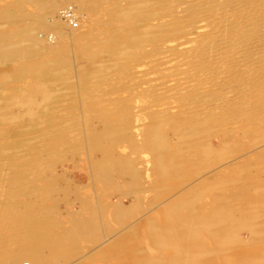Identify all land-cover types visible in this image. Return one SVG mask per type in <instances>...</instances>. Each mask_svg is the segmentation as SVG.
<instances>
[{
    "label": "rangeland",
    "instance_id": "obj_1",
    "mask_svg": "<svg viewBox=\"0 0 264 264\" xmlns=\"http://www.w3.org/2000/svg\"><path fill=\"white\" fill-rule=\"evenodd\" d=\"M82 1L88 9L67 22L62 12ZM111 1L113 8L106 0H0V257L16 248L25 256L40 250L47 264H264V68L237 72L239 82L257 79L248 82L257 94L239 90L243 97L233 98L228 94L243 86L232 73L203 75V62L176 63L180 48L195 50L196 39L184 40L186 28L163 17L155 1L148 5L155 10L146 7L150 18L145 8L126 20L109 12ZM161 1L165 10L177 0ZM186 5L179 6L189 18L185 12L194 11ZM79 32H100L97 46L107 53L81 56L73 37ZM161 44L166 52L155 51ZM230 77L233 90H198ZM219 93L226 95L214 104ZM199 102L206 107L200 116L183 108ZM189 218L212 226L190 233Z\"/></svg>",
    "mask_w": 264,
    "mask_h": 264
},
{
    "label": "bare ground",
    "instance_id": "obj_2",
    "mask_svg": "<svg viewBox=\"0 0 264 264\" xmlns=\"http://www.w3.org/2000/svg\"><path fill=\"white\" fill-rule=\"evenodd\" d=\"M80 1V0H79ZM107 2H108V4H110L109 5V7H112L113 8V5H112V1H111V3H110V0H106ZM117 1H119V0H115V4H114V11L112 10L111 11V9H110V13H112L113 15H115V16H117V17H120V19H123L124 18V20H126L127 18H131L132 16V14L133 13H137V12H141L142 14L143 13H145V8L146 7H149L148 5L152 2V1H155V4H153V5H158L159 7H158V9H160V6L164 9V4L165 3H163L164 1H161V0H127L128 2H127V4L126 5H122V6H118V4H117ZM170 0H168V2H169ZM176 1V0H175ZM175 1H174V3H175ZM165 2H166V0H165ZM182 2H184V1H182ZM187 2V3H186ZM157 3V4H156ZM167 3V2H166ZM178 3H179V1L177 0L176 1V3L175 4H173V1H172V3L170 4V6L169 5H167V6H169V7H166V5H165V7L167 8V9H165V10H163L162 8V12H159V13H161L162 15H163V17H168L169 19H172V20H174L175 22H176V20L180 23V27H185L186 28V31H183L184 33H181V34H184L183 35V37H184V40H191V36H193L196 40L194 41L195 43H197L196 44V48L195 47H193L195 50H193L192 48H189L188 46H184L183 44H181V45H183V47H181L180 48V53L178 54V53H176V54H178L177 55V58L176 59H174L173 58V56H175V53H174V55H172L171 57H172V60L171 61H173V59L174 60H176V63L177 62H180L181 60H186V61H190V62H192V61H195V60H197V62L199 63V62H203V70L204 71H206V74H204L203 73V75H208V74H216V73H218L217 74V76L219 77L220 75L219 74H221V75H223V77H225L224 75H229V74H233V76L237 73V72H240V73H246L247 74V76L249 75V74H259L261 71H262V69L264 68V66H263V63H261L262 61H264V50H261L259 47H261V46H263L264 47V0H185V6H187V7H189L188 5H186V4H188L189 3V5H191V7H193V11H194V15L193 14H191V12H190V14H188V12L186 13L185 12V14H187L188 16L189 15H191V16H189V18L190 17H192V18H185V16H182V12H184V9L183 8H186L187 9V7H185L184 5H182V4H184V3H179V5H181V6H183V8L181 7V6H179L178 5ZM93 4H94V2H93ZM178 5L177 7L175 6V5ZM69 5V4H68ZM88 5L90 6V3H87L86 1H82V2H80L79 3V5L77 6V9H76V7H75V9L72 11L73 12V18L77 15V13H78V11H83L84 9L86 10V9H88ZM152 6V5H151ZM172 9H171V8ZM182 10L181 11V14H179L178 13V15H177V10L179 9V8ZM53 8H57V4L55 3H53ZM150 9H151V7H149ZM148 8V9H149ZM65 9H67V8H65ZM147 8H146V13L149 15V13H150V11L152 10H155L156 9V7L154 8V9H151V10H149V13L147 12V10H148ZM160 9V10H161ZM190 10H192V8H189ZM188 10V9H187ZM42 11V10H41ZM61 11V10H60ZM71 11V10H70ZM144 11V12H143ZM61 13V12H60ZM63 13V12H62ZM141 13H139V14H141ZM158 13V12H157ZM75 14V15H74ZM152 14V13H151ZM161 14H158V16L159 15H161ZM154 15H156V12L154 11ZM154 15H153V17H154ZM161 15V16H162ZM181 15V16H180ZM102 16V15H101ZM129 16H131V17H129ZM134 16V15H133ZM152 16V15H151ZM150 15L149 16H147L145 19H147L148 17L150 18L151 17ZM160 17V16H159ZM113 18H115V17H113ZM155 18V17H154ZM168 18H166L167 20H168ZM64 19V18H63ZM118 19V18H117ZM157 19V18H156ZM153 20V21H158V19L157 20ZM160 19H161V17H160ZM164 19V18H163ZM67 21V20H66ZM65 21V22H66ZM100 21V20H99ZM147 21V20H146ZM149 21V20H148ZM162 21H164V20H162ZM68 22V21H67ZM127 22V21H126ZM152 22V21H151ZM161 21H159L158 23H160ZM165 22H167L166 20H165ZM172 22V21H171ZM178 22H176V23H173V24H177ZM104 23H106V22H104ZM147 23V22H146ZM153 23V22H152ZM163 23V22H162ZM178 23V24H179ZM68 24V23H67ZM133 24V23H132ZM156 24H157V22H156ZM163 24H165V23H163ZM168 24H169V22H168ZM150 25V24H149ZM167 25V24H166ZM166 25H164V26H166ZM172 25V24H171ZM170 24L169 25H167L166 27H168V26H170V29L172 28V30L174 29L173 27H174V25H172L171 26ZM189 25H191V28H189L190 26ZM193 25V26H192ZM105 26V25H104ZM146 26V25H145ZM164 26H162V28L164 27ZM179 26H177V27H175V29L176 28H178ZM70 28H72V27H76V25H72V26H69ZM130 27V26H129ZM143 27V26H142ZM142 27L140 28V30L142 29ZM149 27V26H148ZM147 27V28H148ZM151 28L152 27H154V25H152V26H150ZM150 27H149V29H150ZM165 27V28H166ZM68 28V27H67ZM146 27L144 28V29H147ZM161 28V27H160ZM187 28H189V29H187ZM99 29V28H98ZM149 29H147V30H149ZM169 28H167V30H170ZM174 29V30H175ZM182 29V28H181ZM181 29H179V33L181 32ZM184 29V28H183ZM119 31V30H118ZM129 31V30H128ZM143 30H141V32H142ZM153 31V30H152ZM159 31V30H158ZM162 31V30H161ZM164 31H165V29H164ZM163 31V32H164ZM176 32H178L177 30H175ZM174 31V32H175ZM93 32H95V31H93ZM100 32H102V31H100ZM91 33L90 34V36L88 37V38H86L85 37V35L83 34V33H81V32H79L80 34H75L73 37H74V39H75V41L78 43V49H79V52L81 53V56H85V57H88L89 59H91V58H93V57H95V56H98L99 55V57L100 56H102L104 53H107L106 51H105V49H104V45H102V47H99V46H97L98 44L100 45V43H103L104 42V40H101V38L102 37H99L100 36V34L101 33ZM150 32V31H149ZM155 32V31H154ZM170 32V31H169ZM169 32H168V34L167 35H170L169 34ZM171 32H173V31H171ZM170 32V33H171ZM174 32H173V34L171 35V37H173L174 38ZM61 34H64L65 36H67V34L69 33H67V32H65L64 30H62V32H60ZM113 33H115V32H113ZM131 33V32H130ZM157 32H155V34H156ZM162 33V32H161ZM166 33V32H165ZM103 34V33H102ZM144 34H146V33H144L143 32V36H145ZM177 34V33H176ZM180 34V35H181ZM106 35H108L107 33H106ZM151 35H152V33H151ZM154 35V34H153ZM163 35V34H162ZM179 35V34H178ZM178 35H176V38H177V36ZM141 36V35H140ZM148 36H150V35H148ZM166 36V35H165ZM182 36V35H181ZM181 36H178V37H181ZM187 36V37H186ZM189 36V37H188ZM69 37V36H68ZM108 37H111V34H110V36L108 35ZM106 38L105 37V35H104V38L106 39L105 41H107L108 42V40H109V38ZM151 37V36H150ZM156 37V36H155ZM154 37V38H155ZM186 37V38H185ZM119 38V37H118ZM121 38H123V37H121ZM133 38V37H132ZM152 38H153V36H152ZM151 38V39H152ZM153 38V39H154ZM108 39V40H107ZM124 39H126L125 37H124ZM135 39H136V37H135ZM135 39H133V41L135 42ZM150 39V38H149ZM148 39V40H149ZM156 39V38H155ZM154 39V40H155ZM171 38H169L168 40H170ZM193 39V38H192ZM88 40V42H86ZM113 40H114V38H113ZM127 40V39H126ZM144 40V39H143ZM163 40V39H162ZM166 40V39H165ZM165 40H163L164 42H165ZM173 40H175V39H173ZM180 39H178V41H179ZM194 40V39H193ZM110 41H111V39H110ZM118 41V40H117ZM121 42H124L123 40H120ZM132 41V40H131ZM158 41H160V39L158 40ZM182 41H183V39H182ZM189 41H187L188 43H189ZM192 41V40H191ZM190 41V43H192ZM46 42V41H45ZM113 42V41H112ZM111 42V43H112ZM152 42H153V40H152ZM152 42H151V44H152ZM183 42H186V41H183ZM186 42V43H187ZM90 44V47H88V45ZM116 43V42H115ZM147 43V42H146ZM156 43H157V41H156ZM162 43V42H161ZM172 43V42H171ZM177 43V42H176ZM108 44V43H107ZM118 44V43H117ZM116 44V45H117ZM140 44V43H139ZM160 44V43H159ZM165 44V43H164ZM168 44V43H167ZM173 44V43H172ZM175 44V43H174ZM173 44V45H174ZM178 44H179V42H178ZM121 45V44H120ZM146 45V44H145ZM144 45V46H145ZM163 44H161V45H159V47L158 48H156V45H154L155 46V51H158V50H160V47L162 46ZM171 45V44H170ZM177 45V44H176ZM176 45H174V46H176ZM180 45V44H179ZM186 45V44H185ZM11 46V45H10ZM13 46V45H12ZM18 46V45H17ZM101 46V45H100ZM106 46V45H105ZM144 46H141L142 47V49H146V48H148V47H145V48H143ZM147 46V45H146ZM158 46V45H157ZM164 46H166V45H164ZM168 46V45H167ZM172 46V45H171ZM171 46H170V48H171ZM8 47V46H7ZM121 47V46H120ZM163 47V46H162ZM192 47V46H191ZM107 48V47H106ZM112 48V47H111ZM129 48V47H128ZM151 48V47H150ZM165 48V47H164ZM169 48V46L167 47V51L170 49ZM179 48V47H178ZM126 49L127 48H125V49H122V51H121V53H123V51L125 50L126 51ZM151 49H153V48H151ZM158 49V50H157ZM173 49V48H172ZM108 50V49H107ZM109 50H110V48H109ZM109 50H108V53H109ZM163 50V51H162ZM162 50H160L162 53L163 52H166V51H164V49H162ZM176 50H177V48H176ZM191 50H193L192 52H191ZM117 51H119V50H117ZM140 51V50H139ZM149 52H151L150 50H148ZM153 51V53H154V50H152ZM143 52V51H142ZM160 52V53H161ZM177 52H179V51H177ZM156 53V52H155ZM168 53H170V51H168ZM83 54H85V55H83ZM150 54V53H149ZM158 54H159V52H158ZM169 55V54H167V53H164L163 55ZM171 54H173V53H171ZM13 55V54H12ZM87 55V56H86ZM122 55V54H121ZM120 55V56H121ZM166 55L165 56H163V57H166ZM128 56V55H127ZM158 56V55H157ZM156 56V57H157ZM162 56V55H161ZM103 57V56H102ZM170 56L168 57V58H171ZM120 58V57H119ZM158 58H160V57H158ZM178 58L180 59V61H178ZM101 58H99L98 60H100ZM155 59V58H154ZM153 59V57H152V60H154ZM110 60V59H109ZM162 59H160L159 61H161ZM167 60V59H166ZM165 60V61H166ZM164 61V59L161 61V62H163ZM170 61V62H171ZM1 62V61H0ZM98 62V61H97ZM103 62H106V60H104ZM102 61L100 62V63H103ZM156 63H154V64H157L158 63V60L157 61H155ZM189 62V63H190ZM7 63V62H6ZM93 63H94V61H93ZM117 63V62H116ZM119 63V62H118ZM160 63V62H159ZM164 63V62H163ZM167 63H169V62H167ZM186 63V62H185ZM184 63V64H185ZM142 64V63H141ZM144 64V63H143ZM154 64H152V65H154ZM172 64H174V63H172ZM171 64V65H172ZM194 64V63H193ZM94 65V64H93ZM111 65H114V64H111ZM150 65V67H151V64H146V67L147 66H149ZM163 65V64H162ZM164 65H165V63H164ZM170 65V64H169ZM171 65H170V67H171ZM180 65H183V64H181L180 63ZM180 65H178L179 66V68H180ZM196 65H198V64H196ZM196 65H194V66H196ZM199 65H202V64H199ZM96 66V65H95ZM107 66V65H106ZM157 66H159V65H157ZM160 66H161V64H160ZM174 66H176V65H174ZM185 66H187V65H185ZM86 67V66H85ZM90 66H87V69L89 68ZM97 67H98V65H97ZM143 67H145L144 65H143ZM169 67V66H168ZM169 67V68H170ZM173 67V66H172ZM200 67V66H199ZM263 67V68H262ZM120 68V67H119ZM149 68V67H148ZM167 68V67H166ZM165 68V69H166ZM176 68V67H175ZM183 68H184V66H183ZM262 68V69H261ZM98 69V68H97ZM124 69V68H123ZM177 69V68H176ZM104 70H105V68H104ZM147 70H149V69H147ZM174 70V69H173ZM179 70H181V69H179ZM200 70H202L201 68H200ZM84 71V70H83ZM168 71V70H167ZM169 71H172V70H169ZM174 71H176V70H174ZM174 71H172V72H174ZM178 71V70H177ZM184 71V70H183ZM171 72V73H172ZM200 71H198L197 73H199ZM54 74H55V72H53ZM93 73H94V71H93ZM202 72H200V74H201ZM263 73H264V71H262V74L260 75V77H263L264 78V75H263ZM96 74V73H95ZM175 74V73H174ZM180 75H182V74H180ZM242 75V74H241ZM254 75H252V76H254ZM169 76V75H168ZM173 76H175V75H173ZM179 76V75H178ZM200 76V75H199ZM211 76V75H210ZM215 76V75H214ZM229 76H231V75H229ZM236 76V75H235ZM234 76V83L236 82V79H237V81L239 82V80H238V76H240L239 74H238V76H236L235 77ZM247 76H246V78H247ZM251 76V77H252ZM202 77V76H201ZM217 77V78H218ZM228 77V76H227ZM243 77H245V76H243ZM250 77V78H251ZM258 77V76H257ZM172 79L174 78V77H171ZM170 78V79H171ZM181 78V77H180ZM180 78H178V79H180ZM182 78H184V77H182ZM203 78V77H202ZM201 78V79H202ZM209 78V77H208ZM231 78V77H230ZM242 78V77H241ZM240 77H239V79H240V81H242V79H245V81H242V82H239V85H242L243 87H239L238 88V91H237V89L236 90H234V91H236V92H234L232 95L231 94H228V95H230V96H232L233 98H236V97H239V96H241V98L243 97V95L245 94H248V93H252L251 95H255L256 96V94H257V91L256 90H254L253 89V87L251 86V85H249V83L250 84H254V83H257V82H255L257 79H256V76L254 77L256 80H254L253 82L251 81V80H249V78H248V80H246V78H242L241 79ZM253 78V77H252ZM251 78V79H252ZM262 78V79H263ZM177 79V80H178ZM199 79H200V77H199ZM200 79V80H201ZM214 79H216V77L214 78ZM222 80H223V78H221ZM225 79V78H224ZM262 79L261 80H259V78H258V83L259 82H261L262 81ZM176 80V79H175ZM200 80H199V82H200ZM212 80H213V78L211 79V81H209V83L210 82H212ZM220 80V79H219ZM230 80V79H229ZM228 80V78H227V81H229ZM181 81V80H180ZM188 81V80H187ZM205 80L203 79V82H204ZM214 81V80H213ZM226 80L225 81H220L219 83H221V84H219V83H212V85H208L206 82L205 83H201L200 85L202 86H204V85H206L207 87H214L215 88V86L216 87H218L217 89H219V91H220V89H221V91L223 90V87H227V86H230V85H232V87H233V84H232V78H231V80L229 81V82H227ZM249 81H251V82H249ZM264 81V80H263ZM111 82V81H110ZM168 82H173L172 80L171 81H168ZM175 83H176V81H174ZM183 82V81H182ZM184 82H186V81H184ZM237 82V83H238ZM249 82V83H248ZM167 83V82H166ZM179 83V82H178ZM235 84V88H237V86L236 85H238V84ZM264 83V82H263ZM172 84V83H171ZM174 84V83H173ZM95 85V84H94ZM162 85V84H161ZM238 85V86H239ZM143 86V85H142ZM200 87V88H198V90H200L201 92L202 91H204L205 90V86L204 87ZM263 86V85H262ZM97 87V86H96ZM232 87H227V88H225V90L226 89H229V91L230 90H233L232 89ZM155 88V87H154ZM234 88V89H235ZM262 88V87H261ZM38 89V88H37ZM176 89V88H175ZM186 89V88H185ZM197 89V88H196ZM209 89V88H208ZM194 90V89H193ZM239 90H242V92H243V95H241V94H239L241 91H239ZM134 91V90H133ZM182 91V90H181ZM218 91V92H219ZM228 91V92H229ZM196 92V91H195ZM224 92V91H223ZM259 92L261 93V91L259 90ZM258 92V95L260 96V93ZM264 92V91H263ZM37 93V92H36ZM186 93V92H185ZM212 93V92H211ZM214 93H215V91H214ZM221 93V92H220ZM219 93V94H220ZM32 94V93H31ZM205 95H207V93H204ZM238 94H239V96H238ZM262 94V93H261ZM264 94V93H263ZM34 95V94H33ZM43 95V94H42ZM41 95V96H42ZM54 95V94H53ZM225 96L226 94L225 93H222V94H220V95H218V97L216 98L217 99V101L214 103V104H216L217 102L219 103V104H221L222 102H221V100H223L224 98L222 97L221 98V96ZM248 95H250V94H248ZM28 96H30V95H28ZM179 96V95H178ZM200 96V95H199ZM213 96V95H212ZM216 96V95H215ZM229 96V97H230ZM254 96V97H255ZM35 97V96H34ZM51 97V96H50ZM186 97V96H185ZM197 97V96H196ZM231 97V98H232ZM248 97V96H247ZM15 98V97H14ZM47 98V97H46ZM232 98V99H233ZM240 98V99H241ZM246 98V97H245ZM252 98V97H251ZM256 98V97H255ZM258 98H260V97H258ZM258 98H257V100H258ZM16 99V98H15ZM25 99H26V101L28 100L26 97H25ZM31 99V98H30ZM29 99V100H30ZM33 99V98H32ZM74 99V98H73ZM180 99V98H179ZM227 99V98H226ZM250 99V98H249ZM13 100V99H12ZM40 100H42V99H40ZM49 100V99H48ZM68 100V99H67ZM170 100V99H169ZM192 100H194L195 101V99H192ZM204 100H205V98H204ZM234 100V99H233ZM232 100V101H233ZM248 100V99H247ZM14 101V103H15V101H19V99H17V100H13ZM22 102H21V105H23L22 103H23V100H21ZM32 101V100H31ZM63 101V100H62ZM211 101V100H210ZM227 101H228V99H227ZM244 101V100H243ZM250 101V100H249ZM12 102V101H11ZM25 102V101H24ZM28 102V101H27ZM209 102V101H208ZM207 102V103H208ZM212 102V101H211ZM210 102V103H211ZM246 102V101H245ZM10 103V102H9ZM13 103V102H12ZM42 103H44V102H42ZM41 103V104H42ZM51 103V102H50ZM200 103V102H199ZM198 103V104H199ZM217 103V104H218ZM233 103V102H232ZM239 103V102H238ZM243 103V102H242ZM247 103V102H246ZM254 103V102H253ZM262 103H263V101H262ZM11 104V103H10ZM25 104V103H24ZM27 104V103H26ZM30 104V103H29ZM32 104H35V103H32ZM38 104V103H37ZM40 104V105H41ZM57 104V103H56ZM201 104V103H200ZM212 104V103H211ZM225 104H227V103H225ZM234 104V103H233ZM255 104H257V103H255ZM52 105V104H51ZM185 105H187L188 107H183V108H187L188 109V111H190L189 113H191V112H193V113H191V115H193L194 113L196 114L195 116H200L201 114H203V109H205L206 107H204L205 105H192L191 106V103L190 104H185ZM13 106V105H12ZM31 106V105H30ZM39 106V105H38ZM45 106V105H44ZM220 106V105H219ZM241 106V105H240ZM21 107H25V106H21ZM20 107V109H22ZM32 107V106H31ZM57 107V106H56ZM215 107V106H214ZM224 107V106H223ZM234 106H232V108H233ZM238 107H239V105H238ZM249 107V106H248ZM251 107H252V104H251ZM7 108V107H6ZM28 108V107H27ZM42 108H44L43 106H42ZM226 108V107H225ZM245 108H247V107H245ZM257 108V107H256ZM256 108H254V110L256 109ZM31 109V108H30ZM186 109V110H187ZM209 109V108H208ZM212 109V108H211ZM221 109V108H220ZM36 110H37V108H36ZM43 110V109H42ZM232 110V109H231ZM236 110V109H235ZM234 110V111H235ZM4 111V110H3ZM6 111V110H5ZM53 111V110H52ZM55 111V110H54ZM184 111V110H183ZM220 111V110H219ZM222 111V110H221ZM230 111V110H229ZM228 111V112H229ZM239 111V110H238ZM251 111V110H250ZM23 112V111H22ZM209 112V111H208ZM225 112V111H224ZM247 111H245L244 113H246ZM2 113V112H1ZM219 112H217V114H218ZM234 113V112H233ZM249 113V112H248ZM205 114H207L206 112H205ZM212 115L214 114V111H213V113H211ZM239 114H241V113H239ZM251 114V113H250ZM34 115V114H33ZM33 115H31V116H33ZM52 115H54V113L52 114ZM190 115V114H189ZM210 115V114H209ZM244 115V114H243ZM18 116V115H17ZM188 116V115H187ZM217 115H215V117H216ZM221 116V115H220ZM257 116V115H256ZM209 117V116H208ZM212 117V116H211ZM245 117V116H244ZM243 117V118H244ZM248 117V116H247ZM196 118V117H195ZM198 118H200V117H198ZM236 118V117H235ZM251 118V117H250ZM192 119H193V117H192ZM237 119H239V117L237 118ZM236 119V120H237ZM210 120V119H209ZM212 120V119H211ZM228 120V119H227ZM241 120V119H240ZM200 121V120H199ZM206 121V120H205ZM238 121V120H237ZM5 122V121H4ZM208 122L209 121H207V122H204V124L205 123H207L208 124ZM212 122V121H211ZM234 122V121H233ZM240 122H242V121H240ZM199 124H200V122H198ZM9 124V123H8ZM34 125V124H33ZM155 126L156 125H154L153 127L155 128ZM222 126V125H221ZM256 126V125H255ZM152 127V128H153ZM151 128V127H150ZM152 128H151V130H152ZM25 130V129H24ZM208 130V129H207ZM150 131V130H149ZM153 131V130H152ZM208 132V131H207ZM230 132V131H229ZM228 132V133H229ZM151 133V132H150ZM152 134V133H151ZM219 134V133H218ZM200 135V134H199ZM27 136V135H26ZM156 136V135H155ZM212 136V135H211ZM225 136V135H224ZM152 137V136H151ZM170 137V136H169ZM160 139L161 137H157V139ZM195 138V137H194ZM31 139V138H30ZM152 139V138H151ZM153 139H155V138H153ZM29 140V139H28ZM204 140V139H203ZM200 141V140H199ZM151 142V141H150ZM204 142H206V141H204ZM221 142H222V140H221ZM24 143V142H23ZM203 143V142H202ZM210 144V143H209ZM230 144V143H229ZM152 145H153V143H152ZM206 145V144H205ZM211 145V144H210ZM154 146V145H153ZM202 146H204V145H202ZM211 147V146H210ZM180 150V149H179ZM212 151V150H211ZM179 152V151H178ZM213 153V152H212ZM220 153V152H219ZM209 155V154H208ZM157 157V156H156ZM159 157V156H158ZM26 158V157H25ZM158 159V158H157ZM117 162V161H116ZM159 162V161H158ZM118 164H120L119 163V161L117 162ZM109 164L111 165V163L109 162ZM103 165V169H104V166H106V168H107V166L108 165H105V164H102ZM109 165V167L111 168V166ZM121 166V165H120ZM102 167V166H101ZM100 168V167H99ZM103 169H101V171H103ZM108 169V168H107ZM119 170L120 169H118V172H119ZM104 171H106V170H104ZM112 171V170H111ZM110 171V172H111ZM109 172V173H110ZM109 173H107V174H109ZM121 174L123 173V171H121L120 172ZM120 173H119V175H120ZM113 174V173H112ZM117 174V173H116ZM124 175V174H123ZM123 175H122V178H123ZM110 176H112L111 174H110ZM110 176H109V178H107V179H110L109 181H111V178H110ZM116 175L114 174V177H115ZM105 177H108V175L107 176H105ZM125 178H126V175L124 176ZM124 178V179H125ZM106 179V180H107ZM127 179V178H126ZM125 179V180H126ZM114 180H116L115 178H114ZM122 182H124V181H122ZM128 182V181H127ZM201 182V181H200ZM15 183V182H14ZM126 184H129V183H126V182H124V183H122V186H124V187H126L125 185ZM154 184V183H153ZM10 186V185H9ZM129 186H130V184H129ZM130 188H132L131 186L129 187V191H130ZM133 189V188H132ZM136 189V188H135ZM180 189V188H179ZM138 189H136V191H137ZM182 190V189H181ZM180 190V191H181ZM132 191V190H131ZM139 191V190H138ZM178 191V190H177ZM186 191V190H185ZM127 192V191H126ZM179 192V191H178ZM174 194V193H173ZM127 196V195H126ZM16 197V196H15ZM132 197V196H131ZM160 204H163V203H161L160 202ZM160 204H158L159 206H160ZM162 206V205H161ZM154 207H156V206H154ZM172 212V211H171ZM169 213H170V211H169ZM2 214H3V212H2ZM181 214V213H180ZM185 214V213H184ZM201 214V213H200ZM217 214H219V211L217 212ZM165 215V214H164ZM173 215V214H172ZM192 215V214H191ZM1 218V217H0ZM206 218H207V216H206ZM1 221V220H0ZM2 221H3V219H2ZM145 222V221H144ZM183 223H185L186 225H188V229H187V231L188 232H190V233H193V232H198V230H200V228H209L210 227V223H205V222H202V223H200V222H197V220L195 219V218H193V219H191V218H189L188 220H186V221H184ZM182 224V223H181ZM215 225L217 224V222L216 223H214ZM185 225V226H186ZM212 226V225H211ZM153 227V226H152ZM149 229V228H148ZM150 230H152V228H150ZM158 230V229H157ZM157 230L156 231H154V232H156L157 233ZM1 231V230H0ZM3 231V230H2ZM167 231V230H166ZM1 233V232H0ZM164 233V232H163ZM155 234V233H154ZM172 234V233H171ZM3 235V234H2ZM167 235H169V234H167ZM168 240V239H167ZM148 242V241H147ZM3 244V243H2ZM158 246V245H157ZM123 247V246H122ZM164 247V246H163ZM171 247H172V245H171ZM134 248V247H133ZM36 249V248H35ZM166 249V248H165ZM27 251V250H26ZM26 251H22V250H20V249H16V248H12V249H9V250H7V251H5V252H2V255H1V257H0V264H19L20 263V260L21 259H26V261H24V262H22L21 264H23V263H25V262H27L28 264H47V262L45 261V259H44V257L42 256V254H41V252H40V250L38 251V250H35L33 253L31 252V255L30 256H25V254H26ZM32 251V250H31ZM169 251V250H168ZM27 253H28V251H27ZM142 254V253H141ZM179 257H181V256H179ZM174 258V257H173ZM180 259V258H179ZM139 260H141V257H140V259H138V261ZM146 260V259H145ZM158 260V259H157ZM167 260H170V259H167ZM166 260V261H167ZM176 260V259H175ZM181 260H182V258H181ZM142 262L144 261V258H143V260H141ZM174 261V260H173ZM183 261H184V259H183ZM141 262V263H142ZM157 262V261H156ZM169 262V261H168ZM178 262V261H177ZM185 262H186V260H185ZM171 263H172V260H171ZM179 264H180V262H178ZM137 264V263H136ZM145 264H155L154 262H148V263H145ZM163 264H164V261H163ZM166 264H169V263H167L166 262ZM184 264H186V263H184Z\"/></svg>",
    "mask_w": 264,
    "mask_h": 264
},
{
    "label": "built area",
    "instance_id": "obj_3",
    "mask_svg": "<svg viewBox=\"0 0 264 264\" xmlns=\"http://www.w3.org/2000/svg\"><path fill=\"white\" fill-rule=\"evenodd\" d=\"M64 18L67 19V21L72 22L74 21L73 19V12L72 11H64V13H62ZM23 264H28L27 262L23 263Z\"/></svg>",
    "mask_w": 264,
    "mask_h": 264
}]
</instances>
